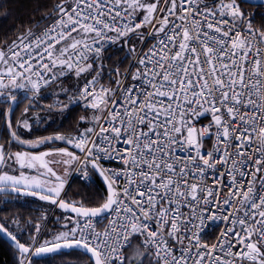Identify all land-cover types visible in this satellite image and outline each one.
I'll use <instances>...</instances> for the list:
<instances>
[{
    "label": "snow or ice",
    "instance_id": "snow-or-ice-1",
    "mask_svg": "<svg viewBox=\"0 0 264 264\" xmlns=\"http://www.w3.org/2000/svg\"><path fill=\"white\" fill-rule=\"evenodd\" d=\"M0 119L14 264H264V0H36Z\"/></svg>",
    "mask_w": 264,
    "mask_h": 264
},
{
    "label": "trees",
    "instance_id": "trees-1",
    "mask_svg": "<svg viewBox=\"0 0 264 264\" xmlns=\"http://www.w3.org/2000/svg\"><path fill=\"white\" fill-rule=\"evenodd\" d=\"M35 3L36 0H0V12H3L5 7H10L12 9L11 17L5 18L4 16H0V25H8L13 21V19L17 15H23L28 13L35 6ZM249 7L257 10L258 12L261 11V9L256 4H250ZM48 102L50 101H45V103ZM23 106V104L20 105V107L17 109V114L22 111ZM0 126H2V119H0ZM89 182L91 183V180ZM96 183H100L99 177L96 178ZM94 186L95 185H93V187ZM76 191H86V189L83 185L76 182L73 183L72 188L69 190V195L72 196V194ZM73 198L78 197L73 196ZM36 207L37 206L35 204L32 205L33 210ZM5 214L8 213L5 212ZM56 215L59 216L60 212L57 211ZM49 227H51V224H49ZM12 248L13 246H11L0 236V264H14L15 257L13 255ZM63 259L72 261L73 264H76V261H80L81 264H83V260H85L86 257L82 256L80 253L77 252H68L64 255Z\"/></svg>",
    "mask_w": 264,
    "mask_h": 264
},
{
    "label": "water",
    "instance_id": "water-1",
    "mask_svg": "<svg viewBox=\"0 0 264 264\" xmlns=\"http://www.w3.org/2000/svg\"><path fill=\"white\" fill-rule=\"evenodd\" d=\"M0 236H1L5 241H7L11 246L14 247V245L11 244L9 238H8L6 235H4L3 233H0ZM81 251H82V250H81Z\"/></svg>",
    "mask_w": 264,
    "mask_h": 264
},
{
    "label": "built area",
    "instance_id": "built-area-1",
    "mask_svg": "<svg viewBox=\"0 0 264 264\" xmlns=\"http://www.w3.org/2000/svg\"><path fill=\"white\" fill-rule=\"evenodd\" d=\"M208 146H210V142H208Z\"/></svg>",
    "mask_w": 264,
    "mask_h": 264
}]
</instances>
